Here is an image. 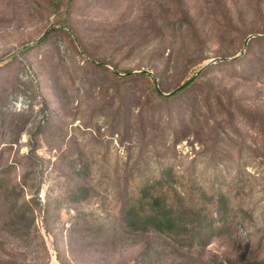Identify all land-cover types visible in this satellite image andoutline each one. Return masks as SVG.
I'll use <instances>...</instances> for the list:
<instances>
[{"label":"rangeland","instance_id":"obj_1","mask_svg":"<svg viewBox=\"0 0 264 264\" xmlns=\"http://www.w3.org/2000/svg\"><path fill=\"white\" fill-rule=\"evenodd\" d=\"M258 37L264 0H0V158L28 203L20 211L2 200L0 264L247 259L264 236V125L252 120L264 118ZM168 166L180 187L209 188L213 176L215 187H235L248 216L232 236L176 251L163 235L125 229L127 180ZM31 219L19 241L11 225Z\"/></svg>","mask_w":264,"mask_h":264},{"label":"trees","instance_id":"obj_2","mask_svg":"<svg viewBox=\"0 0 264 264\" xmlns=\"http://www.w3.org/2000/svg\"><path fill=\"white\" fill-rule=\"evenodd\" d=\"M258 41H264V38L258 37L254 39L253 43ZM249 57H252V55ZM257 73L258 71H256ZM259 73L260 76H264L262 71H259ZM137 77L143 78L150 84L152 83L151 90L157 98L171 99V97H165L156 90L152 76L141 73ZM197 80L195 78L193 81H189L186 84L188 86L179 94L185 93L184 91L190 87H195L198 84ZM210 93L212 91L207 93L205 98L207 101L206 112H213V108H210L209 105L210 99L208 96ZM179 94L173 95V97H177ZM215 94L217 95L216 92ZM216 100L218 103L216 105L217 108L223 111L219 95ZM189 112L194 113L195 111L192 107H189ZM5 113L9 114L10 112L6 111ZM239 114L230 115V119L234 120L240 116ZM192 117H194L193 114ZM248 119L251 120V118L245 120ZM252 120L255 123L264 125L263 117H252ZM25 126L26 124L18 127L16 136L25 130ZM173 134L175 136L171 146L173 153H167L168 159L175 158V147L179 141L176 138L177 131H173ZM17 142L18 139L12 138L5 144L10 147V145ZM7 150L9 148H6ZM214 156L216 157V155ZM13 167L14 165L4 163L0 158V205L2 200L7 199V203L4 206L9 205L13 210L24 211L28 207V203L24 202L27 187L24 183L10 182V173ZM218 179L220 178H214L213 176L210 179L212 185L209 188L180 187V177L176 175L175 167L173 166L161 169L160 174L152 179H148L144 175H140L138 178H131L126 182L127 190L121 201L122 206L119 211V218L125 229L133 233L147 234L153 232L163 235L168 239L169 245L176 251H192L196 248L204 249L215 238L232 236L235 232L237 220H241L243 216H248V211L245 210L242 204L238 202L234 204V201H236L233 196L235 187L229 185L225 189L223 185H219L223 183H219L215 187L214 184ZM136 184L138 186L133 188ZM84 190L85 187L79 186L73 195L77 196ZM33 221L31 219L29 225H25L24 221H14L11 225V233L14 234L13 236L16 239L23 241L24 236H28L27 230H30L34 224ZM228 262L229 264H264V236L256 250L247 259L238 262L229 260Z\"/></svg>","mask_w":264,"mask_h":264},{"label":"water","instance_id":"obj_3","mask_svg":"<svg viewBox=\"0 0 264 264\" xmlns=\"http://www.w3.org/2000/svg\"><path fill=\"white\" fill-rule=\"evenodd\" d=\"M185 87V85L184 86H182V87H180L179 89H177L176 91H174L173 93H177V92H179L180 90H182L183 88Z\"/></svg>","mask_w":264,"mask_h":264}]
</instances>
